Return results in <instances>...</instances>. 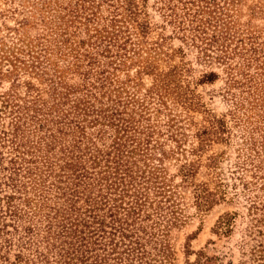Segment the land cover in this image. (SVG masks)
<instances>
[{"label": "trees", "instance_id": "1", "mask_svg": "<svg viewBox=\"0 0 264 264\" xmlns=\"http://www.w3.org/2000/svg\"><path fill=\"white\" fill-rule=\"evenodd\" d=\"M14 1L20 9L8 14L23 17L0 36V80L10 85L0 92V264L168 263L180 187L192 189L198 212L229 190L230 199L244 198L249 236L259 237L248 261L264 264V26L232 16L239 0L155 2L174 36L222 66L223 97L241 138L224 182L219 155L204 165L201 157L211 143L228 144L231 128L211 117L193 135L189 153L198 159L186 157L164 100L174 97L178 66L154 67L157 57L183 49L166 46L172 35L150 25L138 0ZM249 9L264 21V0ZM144 76L151 86L144 88ZM219 78L204 71L199 84ZM170 160L179 162L175 175L164 167ZM202 166L215 177L213 192L194 182ZM231 222L225 213L215 232L228 233Z\"/></svg>", "mask_w": 264, "mask_h": 264}, {"label": "rangeland", "instance_id": "2", "mask_svg": "<svg viewBox=\"0 0 264 264\" xmlns=\"http://www.w3.org/2000/svg\"><path fill=\"white\" fill-rule=\"evenodd\" d=\"M8 1V2H7ZM140 5L144 6L148 15V22L150 25H165L164 35L171 36L170 41H167L166 46L178 49H183V54H176L172 59H168L162 54L157 57L154 63L155 72L167 73L169 67L173 65L178 66V74L176 73L175 80H177V89L172 92V96L164 98L166 105L169 107L172 114L176 115L179 132L183 134L181 137L180 146L184 149V154L189 161H195L197 156H191L189 151L197 142L193 137L194 133L207 124L211 117L223 118L228 127L231 128L230 141L225 143H211L210 147L206 148L201 157V163L204 165L210 155H219V162L216 168L218 178H222L224 182H230V172L233 169V163L236 160L237 149L241 138L235 128H233V121L229 116V102L223 97L224 87V74L222 66L218 63L204 62L198 57L197 50L191 46H186L182 40L174 36L172 26L166 24L161 11L158 10L156 0H138ZM258 0H239L238 8H235L232 16L237 18L241 23L249 24L250 27L264 26L263 18L256 14L254 17L251 14L249 7L257 3ZM145 4V5H144ZM18 7V2L13 3L9 0H0V36L4 34L3 26L13 27L15 21H20L22 15L15 14L10 16L8 11ZM20 9V7H18ZM238 9V10H237ZM5 13H4V12ZM102 14L107 15L105 9H102ZM251 15V16H250ZM251 19V20H250ZM154 29L149 36V41L155 40L157 32H161L160 27ZM157 31V32H156ZM30 36L38 33V28L28 29ZM168 53L171 51L169 48ZM61 64V63H60ZM215 71L219 74L220 78L213 84H199L200 76L204 71ZM134 68L132 69V73ZM24 79H27L24 76ZM71 82L78 81L76 77ZM144 88L151 86L153 79L152 76L143 77ZM7 80H0V92L9 88ZM193 93V97L190 94ZM167 97V96H166ZM191 98L193 101L191 103ZM174 99H178L177 102ZM186 100L188 109L181 108V103ZM179 162L175 160L166 161L164 167L169 175H175L178 171ZM205 168L200 167L194 182L208 183L209 189L214 190L215 177L207 174ZM180 179L174 178V183L178 184ZM181 199V220L172 227L167 237V244L171 253L168 263L165 264H190L193 263L197 255L202 253L200 264H245L249 263V250L254 246L255 241L259 240L254 234L249 236V227L251 222L247 215L246 201L244 198H232V191L229 190L228 195L217 203H213L207 210L198 212L192 196V189L189 187H180L178 189ZM225 213H229L232 222L229 226V232L226 234H217L215 228L217 221ZM259 229H264L260 226ZM255 240H252V239ZM245 254V255H243Z\"/></svg>", "mask_w": 264, "mask_h": 264}]
</instances>
